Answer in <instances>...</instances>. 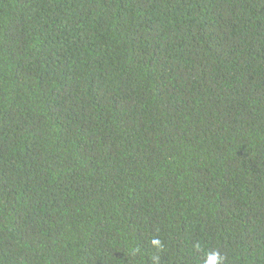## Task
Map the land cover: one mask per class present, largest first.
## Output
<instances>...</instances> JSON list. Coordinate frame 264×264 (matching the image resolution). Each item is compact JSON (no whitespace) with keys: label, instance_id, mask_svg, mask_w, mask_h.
I'll use <instances>...</instances> for the list:
<instances>
[{"label":"trees","instance_id":"16d2710c","mask_svg":"<svg viewBox=\"0 0 264 264\" xmlns=\"http://www.w3.org/2000/svg\"><path fill=\"white\" fill-rule=\"evenodd\" d=\"M264 264V0H0V264Z\"/></svg>","mask_w":264,"mask_h":264},{"label":"clouds","instance_id":"9594fccd","mask_svg":"<svg viewBox=\"0 0 264 264\" xmlns=\"http://www.w3.org/2000/svg\"><path fill=\"white\" fill-rule=\"evenodd\" d=\"M206 264H222V257L216 253H212L206 261Z\"/></svg>","mask_w":264,"mask_h":264}]
</instances>
